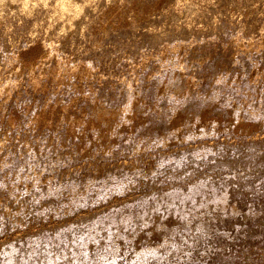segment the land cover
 Masks as SVG:
<instances>
[{"label":"rangeland","instance_id":"1","mask_svg":"<svg viewBox=\"0 0 264 264\" xmlns=\"http://www.w3.org/2000/svg\"><path fill=\"white\" fill-rule=\"evenodd\" d=\"M0 264H264V0H0Z\"/></svg>","mask_w":264,"mask_h":264}]
</instances>
